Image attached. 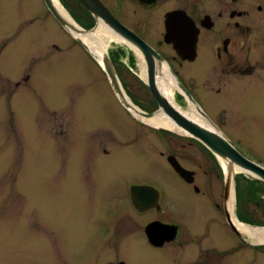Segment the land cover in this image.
<instances>
[{"label":"flooded vegetation","instance_id":"1","mask_svg":"<svg viewBox=\"0 0 264 264\" xmlns=\"http://www.w3.org/2000/svg\"><path fill=\"white\" fill-rule=\"evenodd\" d=\"M57 1L81 30L100 25L110 32L111 39L103 38L107 56L128 101L140 112L159 110L150 82L171 88L172 100L168 101L175 108L197 113L190 98L205 115L207 111L192 99L197 96L195 88L221 97L207 98L216 112L225 107V97L230 101L235 93L248 96L258 87L264 89V0H94L98 8L92 12L81 0ZM45 10V17L53 19L69 43L94 62L109 85L91 55ZM129 87L141 88L144 97L135 98ZM104 105L107 126H71L69 139L61 144V168L67 173L68 167L75 165L76 177L91 188L86 193L95 211L83 218L91 221L95 214L103 213L101 220H106L98 232L101 238L94 256L73 260L74 264H231L226 257L241 256L243 250L249 251L253 260L264 254V244L241 235L230 223L233 218L238 220L239 186L247 188L239 173L232 177L231 188L221 163L198 140L173 129L147 125L116 97L108 98ZM124 116L132 125L117 127ZM115 117L120 119L112 123ZM122 142L127 151H147L155 167L170 172L171 180L164 183L171 189V200L163 185L135 176L138 166L123 154L113 157L116 154L108 146ZM71 152L80 153L73 165L68 164L73 160L66 158L72 157ZM175 161L191 173L186 179L173 169ZM108 180L109 184L103 183ZM106 184L123 188L103 191ZM245 194L264 198L263 192L253 189ZM97 204L103 206L96 209ZM104 206L107 209L101 213ZM66 256L62 250L60 258L70 260Z\"/></svg>","mask_w":264,"mask_h":264},{"label":"rangeland","instance_id":"2","mask_svg":"<svg viewBox=\"0 0 264 264\" xmlns=\"http://www.w3.org/2000/svg\"><path fill=\"white\" fill-rule=\"evenodd\" d=\"M45 15L41 0H0V264H74L73 260L92 257L106 221L101 220L106 206L95 219L83 218L95 211L86 193L91 188L76 177L75 165H68L67 173L61 168V144L71 126H107L104 103L115 95L94 62ZM140 90L129 87L135 98L144 97ZM255 92L235 93L230 101L225 97L224 113L213 111L216 106L207 99L221 97L206 95L203 88H195L197 96L192 99L246 159L264 167V89L258 87ZM117 122V127L132 125L128 116ZM126 147L122 142L108 149L116 154L113 157L123 154L137 165L135 176L163 185L171 200V189L164 183L171 180L170 172L155 167L147 151H127ZM71 153L66 158L73 165L80 153ZM241 180L248 193L251 189L264 193L254 177L243 174ZM108 184L103 191L123 188ZM254 196L244 194L239 207L235 206L246 221L236 218L248 227L264 225V198ZM98 205L96 209L103 206ZM62 250L70 260L60 258ZM250 254L243 250L241 256L231 255L225 261L264 264V254L254 260Z\"/></svg>","mask_w":264,"mask_h":264},{"label":"water","instance_id":"3","mask_svg":"<svg viewBox=\"0 0 264 264\" xmlns=\"http://www.w3.org/2000/svg\"><path fill=\"white\" fill-rule=\"evenodd\" d=\"M47 10L50 12L54 20L57 24L65 30L79 45H81L96 61V63L100 66L102 71L105 73L111 90L116 98L121 102V104L128 110V112L138 120L147 121L154 118L156 115L159 117H163L169 122H171L175 127L179 128L182 133L198 140L202 143L208 150L212 152V154L217 158V160L224 165L226 169L228 167H235L240 170L239 173L248 174L261 182L264 183V168L250 162L246 158H244L240 153H238L223 137L218 128H216L208 119V117L191 101L190 98L188 100L191 102L194 110L201 115L203 118L207 119L213 126L212 128L202 127L196 122L185 117L179 110H177L168 99L162 95L158 86L155 83L149 84V89L152 96L155 98L159 105V110L155 113L145 114L143 112L138 111L129 101L128 96L124 92L122 86L118 82L115 71L110 63V60L107 56L106 51L101 55L100 59H97L95 54L90 50V48L82 42L80 37L78 36L80 33H88L94 31L91 29L90 31L81 30L74 21L69 17L71 24L64 17L60 15V13L54 7L52 0H42ZM85 6L92 12L94 9L97 10V3L94 0H81ZM147 125H150L146 123ZM151 126V125H150ZM155 128H159V126H151ZM173 169L176 173L183 179H186V176L191 174L190 172L183 169L176 161L172 163ZM233 182V178H231ZM225 181L228 185L230 184V177L225 174ZM230 212V209H229ZM232 212V211H231ZM231 226L237 231L235 228L233 220L230 221ZM264 228V227H253ZM238 232V231H237ZM240 233V232H239ZM243 235V234H241ZM246 236V235H243Z\"/></svg>","mask_w":264,"mask_h":264},{"label":"bare ground","instance_id":"4","mask_svg":"<svg viewBox=\"0 0 264 264\" xmlns=\"http://www.w3.org/2000/svg\"><path fill=\"white\" fill-rule=\"evenodd\" d=\"M52 3L54 5V7L56 8V10L60 13V15L62 17H64L68 22L73 24L70 21L67 13L62 9L60 4L58 3V1L52 0ZM78 36L80 37L82 42H84L90 48V50L95 54L97 59L101 58V55L106 51V48H107V45L103 41V38L104 37H106L107 39L112 38V36L110 35V32L105 30L104 28L102 29V27L100 25L98 27H96L94 29V31L88 32V33H80ZM158 88H159V90L163 96H165L169 101L172 100V91H171V88L169 86H167L164 83L163 84L159 83ZM176 109H178V108H176ZM178 110L185 117L196 122L200 126L214 129V126L207 119L198 115L193 110H189V111H185V110H181V109H178ZM146 122L148 124H150L151 126H161V127H165L167 129H173L174 131L182 133L171 122H169L165 118L159 117L157 115L154 118L147 120ZM221 166L224 170V173L230 177V183L232 184L231 178L235 174L239 173L240 170L238 168H235V167H228V169H226L222 163H221ZM231 204H232V202L229 203V209L230 210L232 209ZM233 222H234L235 228L237 229L238 232H240L243 235H246L247 237L252 239L257 244H264V228H257V229L250 228L248 226H245L241 223L236 222L234 219H233Z\"/></svg>","mask_w":264,"mask_h":264},{"label":"trees","instance_id":"5","mask_svg":"<svg viewBox=\"0 0 264 264\" xmlns=\"http://www.w3.org/2000/svg\"><path fill=\"white\" fill-rule=\"evenodd\" d=\"M245 183H247V182H245ZM259 183H260V182H259ZM246 191H247L246 188H242V189H240V186H239V190H238V193H237V196H238V198H237V207H239V205L241 204L242 197H243V195L245 194ZM237 217H238V219L241 220V221H246L245 218H243V216H242L241 213L239 212V210H238V215H237ZM252 223H253V222H252Z\"/></svg>","mask_w":264,"mask_h":264}]
</instances>
